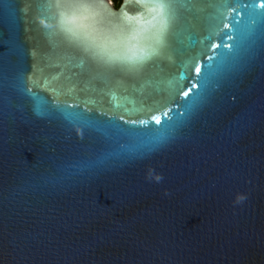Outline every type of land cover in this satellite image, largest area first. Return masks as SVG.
<instances>
[{
  "label": "water",
  "instance_id": "95a60500",
  "mask_svg": "<svg viewBox=\"0 0 264 264\" xmlns=\"http://www.w3.org/2000/svg\"><path fill=\"white\" fill-rule=\"evenodd\" d=\"M194 2L182 0L183 7L159 14L177 18L174 41L184 54L164 59L133 88L126 79L106 84L87 67L69 63L63 31L44 29L34 5L23 11L31 0H0V39L13 42L0 47L10 66L0 79V264H264L260 62L213 90L211 104L175 142L153 140L152 129H167L169 122L149 109L178 84L208 76L221 59L197 61L199 74L181 67L201 47L191 46L183 20L216 13ZM118 9L112 3L105 15L123 20ZM128 15L141 19L124 20L127 29L146 34L155 30L153 17L159 19L148 8L129 6ZM198 31L206 34L205 26ZM38 61L41 86L29 84L32 93H25L15 69L30 70ZM76 98L92 101V111L81 104L69 119L53 108V100L71 104ZM119 115L149 121L136 126L145 134L120 133Z\"/></svg>",
  "mask_w": 264,
  "mask_h": 264
},
{
  "label": "snow or ice",
  "instance_id": "6c2138e0",
  "mask_svg": "<svg viewBox=\"0 0 264 264\" xmlns=\"http://www.w3.org/2000/svg\"><path fill=\"white\" fill-rule=\"evenodd\" d=\"M112 3L113 0H31V3L25 4L23 11L27 14V10L33 5L39 9V14L44 16V20L40 21L44 29L60 28L63 31L65 58L68 62H77L81 67H87L90 75L101 77L106 84L115 82L120 85L126 79L135 88L136 83L149 77L152 68L158 67L164 59L171 60L173 56L184 54L186 50L178 48L174 41L177 18L174 15H159L165 9L183 7L182 0H121L120 9L117 11L122 10L123 20L105 15L107 6ZM198 4L211 7L216 13L210 17L194 16L190 20H183L184 29L192 32L191 46L199 44L201 47L193 52L186 62L182 61L181 67L185 72L194 68L199 74L201 67L197 61L207 63L217 56L221 59L216 69L208 76L200 77L193 85L178 84L168 98L157 101L155 109H149V112H162L169 122L167 129H152L157 134L153 137L156 142H175L185 128L199 119L203 105L211 104L213 90L245 74L258 61L264 68V0H197L192 6L197 7ZM129 6L133 9L148 8L157 12L159 19L153 17L157 21L155 30L147 34L143 28L129 31L123 21L141 19L128 15ZM52 9L56 11L53 12ZM201 25L205 26L206 34L199 33ZM230 27L235 29V33L225 31ZM225 36L227 40L224 39ZM213 39H219L220 43H213ZM12 43L11 40L0 39V47H11ZM215 49L225 51L209 54ZM32 54L37 56L36 49L32 50ZM9 70L10 66L5 62L4 54L0 53V79L5 78ZM15 71L16 84L23 92L32 93L29 84L41 86L40 76L43 75V68L39 61L33 64L30 70L17 67ZM29 71L31 75H28ZM197 85L204 91L196 93L194 90ZM43 86L52 90L50 81H46ZM59 91L60 89H56L57 95ZM190 94H194L197 99L191 103L181 99L188 98ZM236 99L235 95H231L233 102ZM89 103L92 101L78 98L71 104L67 100L63 103L52 101L54 110L64 113L69 119L81 110V104L87 111H92L88 108ZM173 111L175 117L169 115V112ZM100 115L106 116L107 113L101 111ZM116 119L122 122L116 125L120 133L129 136L145 134L144 129L136 126L149 123L144 119H125L124 115H119ZM151 121L161 125V118L158 116H151ZM81 127L85 125L82 124ZM80 134L84 135L83 132ZM161 178L155 176L157 181Z\"/></svg>",
  "mask_w": 264,
  "mask_h": 264
},
{
  "label": "trees",
  "instance_id": "16d2710c",
  "mask_svg": "<svg viewBox=\"0 0 264 264\" xmlns=\"http://www.w3.org/2000/svg\"><path fill=\"white\" fill-rule=\"evenodd\" d=\"M121 3V0H113V4L115 7H118Z\"/></svg>",
  "mask_w": 264,
  "mask_h": 264
},
{
  "label": "clouds",
  "instance_id": "9594fccd",
  "mask_svg": "<svg viewBox=\"0 0 264 264\" xmlns=\"http://www.w3.org/2000/svg\"><path fill=\"white\" fill-rule=\"evenodd\" d=\"M43 21V20H42ZM162 179V178H161Z\"/></svg>",
  "mask_w": 264,
  "mask_h": 264
}]
</instances>
